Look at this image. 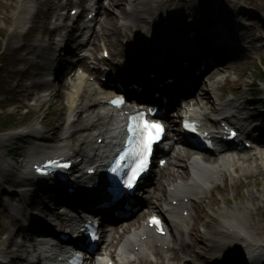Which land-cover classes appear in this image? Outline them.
<instances>
[{
  "label": "rangeland",
  "instance_id": "374dc122",
  "mask_svg": "<svg viewBox=\"0 0 264 264\" xmlns=\"http://www.w3.org/2000/svg\"><path fill=\"white\" fill-rule=\"evenodd\" d=\"M110 1L112 2V0H103L101 3L105 9L102 10L98 18V32L95 42L93 41L92 49L95 52L96 60L101 58L102 49L106 46L111 52L114 54L116 53L115 62L111 64L112 66L115 67L118 65V61L131 65L132 60L128 58L118 59L120 54L126 55V45L130 50H135V47H133L134 45L132 46L130 44L131 40L133 41L132 30H129L127 27L131 25V20L127 18L128 16L124 15L119 7L123 1L125 3V0H113L115 3L119 4L116 5V7L110 6L108 4ZM164 1L167 2L168 0ZM186 1H192L191 4L197 5L200 11L212 9L217 12L218 7L224 3L231 9L238 10V8L241 9L244 7L251 12V14L246 17L241 15L240 20L246 22L249 27L250 31L248 30L246 33L249 39L257 40L258 38V42L253 44V50L247 51L238 57L235 55L232 57L219 58L218 62L214 65L212 64L213 62L210 63L208 69L204 72V80L209 77V73L207 72L216 71V74L209 84L203 85V83H198L195 90L198 98L202 99L203 96H207L204 102H209V96L206 95L207 92L212 96L213 101H210L205 106V111L210 113V115L214 113L216 103H222L224 99H228L234 95L239 99V106L249 108L246 112L252 115L263 116L264 103L261 101L264 99V81H259L262 80L259 78V75L261 70L264 71V38H260L261 35L264 36V0H204L205 3H198L197 0ZM210 2H213V8L208 6ZM150 3L151 2L146 5L140 3L136 4L135 0H129L127 7L129 10L137 9L139 12L138 15L142 18L145 13H149L147 10L150 7L154 8L152 4L149 6ZM73 4V0H0V56L4 63H0V69L4 72L0 75V186L3 184V189L7 188L10 191L17 190L20 187L19 183H8L7 177L15 174L16 179L20 180V169H23L31 158L38 157V155L43 152L50 153V151L62 147L61 143H64L60 139V135L63 133L62 123H64L66 119L65 105L68 103L69 88L59 89L62 82L60 78H63L61 74L62 70L57 75L59 77L55 81L45 86L37 85V83L44 84L47 77L54 74V67L55 64H57L54 62V59L57 57V53L60 52L57 50L59 49V45L56 44V40L57 37L62 34L53 31V28L61 23L65 24V22L60 21L58 18L62 17L60 15L61 11L69 14ZM178 5L176 10L182 13V15L177 18L181 23H184L183 25H191V27H193L186 33V37L195 43V48L192 49L187 48V46H181L184 53L188 51V55L195 54L198 57L202 55V58L206 55L207 57L204 59L211 62V58L208 54L209 49L206 47L209 44L206 39H203V35L205 38L207 35H205V33L208 31H203L202 22L195 20V17L188 18V20L183 18L184 15L186 16L192 13L190 6L183 3H179ZM236 5L238 7H236ZM176 6L177 4L174 3V7ZM171 12V9L166 12V18L172 23L174 18L169 16ZM118 24L121 27H125L124 30L128 33V37L119 38L113 34L109 35L114 30L117 32ZM205 25H207V27L212 26V24ZM103 28L107 31L104 35L102 32ZM151 28L152 27L149 26V34ZM197 28L199 32L196 31ZM172 32L175 33L176 37L180 35V32L184 31L175 26ZM197 33L199 34V38L195 41V34ZM72 37H74V34ZM122 40L124 42L123 44L120 43ZM140 42L142 41H136L138 44ZM140 51H144V49L140 48ZM54 53L56 55L53 57ZM62 53L63 55L61 57L64 59L62 63L65 64V67L72 68V64H75V56L65 55L64 51ZM91 58H93L92 61L95 62V57L91 56ZM4 60L8 63L4 62ZM104 62L110 63V61ZM39 64L46 66L43 69H38ZM85 64L87 65V62H85ZM94 66V63L90 64L88 67L90 72H92L91 70ZM203 77L200 80H203ZM261 78L264 80V77ZM205 88H207L206 91ZM256 91H263V96L257 99L256 95H254ZM42 94H45V96H41ZM86 102L87 101H84L82 106H85ZM96 113L97 110L94 115ZM212 115L214 116V114ZM169 116L172 117V114ZM260 119L261 122L259 123L264 125V118ZM86 120L85 114L79 116L75 124L76 131H74L71 138L66 142L74 148H79V141H83L81 149L84 151L90 147V143H94L95 141V137H92L91 133L97 131L98 125L104 121L103 119L99 123L96 121V125H89V129L86 130V127H88ZM36 127L42 128L44 133H37L34 131ZM19 128H27V130L31 132L34 131L35 133L33 135L36 136L26 135L20 138H5L2 136L7 131H13ZM187 148L183 144L176 146V149L181 151L188 150ZM191 152L192 154L194 153V155L199 154L192 150ZM76 159L78 158L76 157ZM186 160L187 159L182 163L183 166H187L191 162L190 158L188 162H186ZM7 162L13 164V166H10ZM219 162V160H216L215 163ZM251 163L253 162H248V164ZM178 167H175V165H168L164 169V172L176 170ZM238 175L239 173L236 172V176ZM171 185L170 183L166 187V190L170 191ZM214 185H217V187L209 193L205 203H201L199 200L196 202V211L194 213L196 215L193 214L194 216L191 222L193 225L195 222L197 223V227L202 235L206 237L214 235L215 238L213 240L217 242L219 240H225L222 236L221 229L225 230L224 227L227 221H234L232 216L236 214L238 210L243 211L244 206H250L255 209V205L262 203V199L264 198V177H257L255 175L243 176L240 178L229 177L226 181L219 180L218 183H214L213 186ZM40 193L41 192H38V194ZM9 194L2 192L0 188V251L10 245L7 252L8 254H4L10 258L15 255L13 251L16 250L17 244L25 243L26 246L20 251L22 258L17 260L16 264H26L27 261L24 262V258H29L26 247L34 241L31 232L24 229L23 231H19L11 242H7L6 240L9 233L13 231L16 232L22 224H28L24 215L18 211L15 205L18 204L20 197L16 195L10 196ZM164 194L162 189L158 190L159 198H162ZM54 195V193L44 195L43 197L36 195V197L42 198L37 207L41 209L40 205L42 202L47 201L48 207L57 210V206L54 202L58 198L54 197ZM34 197L35 195L29 196L28 202L32 204ZM252 198L257 199L256 203L251 202ZM10 215L17 216V222L14 221V223L11 224L12 218ZM195 216L197 217L194 219ZM252 216L254 215H251V212L246 214L248 221L252 222V220L255 219ZM144 218H146V216L144 212H142L139 216L131 220V224L134 222L140 224ZM122 229L123 227H121L119 231ZM175 231L179 236L183 233L177 229H175ZM184 231L186 232L184 237L192 244L202 239L200 236L201 233L198 232L194 239L196 242H194L191 232H189V230L187 232L185 229ZM171 241V243H173V248L171 249L168 246L169 249L166 250L168 251L167 255L174 256L170 264H186V261H190L191 264H208L204 261H200L188 248L185 249L184 253L181 252L175 237ZM209 242L212 243L211 241ZM235 251L238 252V249H235ZM197 252L207 257L209 256L211 259L221 254L217 251L211 254L210 252L201 250V248H197ZM5 258L8 260L7 257ZM155 259L158 260L159 258L155 257ZM169 261V259H166V262ZM212 264H219V262L216 261ZM231 264H240V261L239 263H233L232 261Z\"/></svg>",
  "mask_w": 264,
  "mask_h": 264
},
{
  "label": "bare ground",
  "instance_id": "6f19581e",
  "mask_svg": "<svg viewBox=\"0 0 264 264\" xmlns=\"http://www.w3.org/2000/svg\"><path fill=\"white\" fill-rule=\"evenodd\" d=\"M129 0H125V3L123 1V3L121 4L120 10L124 13V15L128 16L127 18H130L131 20V25H128L127 27L129 28V30H132L133 36L131 40V45H137L136 43L137 40H141L142 44L138 47H148V49L146 50V52L144 53H140V52H134V53H128L126 52V55L129 57V59H134V66L137 69H144V68H149L150 65L147 62L144 61L146 59H155V55L159 57V59H161L160 61H158L155 64V69H157V71H159V79H162L165 76L168 75H175L176 77H179L181 79V81L179 82L180 84H187L186 79L188 78L189 72L191 70V68L193 67V65H196L199 61L198 57L193 58V61L191 63V65H184L181 61H180V54H178L177 52L174 51H166V50H172V42L175 41V33L172 32V30L175 28V26L179 29H184V34L183 36L179 37L177 40L179 42L182 43V45L184 46H194V42L192 40H190L186 36V33L189 31V29L193 28L191 27V25L185 26L182 23H180V21L177 20V17H179L180 15H182V13L178 12L176 10V8L179 6V3H183L185 5L190 6V8L192 9V13L187 14L186 16L184 15V19L188 18H192L195 17V20L200 21L202 23L205 24H215L216 21L221 22L224 24V26H235L237 27L238 25L236 24V22L234 21V17L235 18H239L241 15H243L244 17L249 16L251 14L250 11H248L245 8H241L238 10L237 9H231L230 7L226 6L224 3L223 4H219L220 6L218 7V11H214L212 9L209 10H205V11H200V8L197 5H192V1H186V0H168L167 2H165L164 0H135V3L138 4H148L149 2H151L149 4V6H151V4L153 5L154 8L150 7L147 12L149 13H145L142 18L138 15V10H129V8L127 7V3ZM198 3L199 2H204V0H197ZM153 2V3H152ZM156 3V5H155ZM174 3L177 4L176 7H174ZM110 6L116 7V5H119L117 3H115V1L112 0V2L110 1L108 3ZM208 6L213 8V2H210V5L208 4ZM207 6V7H208ZM236 7H238L236 5ZM159 8V9H158ZM173 8V9H172ZM105 9V7H104ZM169 9L172 10V12L169 14V16L171 18H174V20H172L173 22H169V19L166 18V12L169 11ZM217 14H216V13ZM122 13V14H123ZM126 13V14H125ZM149 26H151V32L150 34L149 32ZM207 27H204L203 29H206ZM243 30L242 32H244L245 30L248 29L247 25H243ZM125 27H121L119 26V24L117 25V32L114 30L111 34L109 35H114L117 36L119 38L121 37H128V33L125 32ZM219 33H222L220 31L219 28H217V30H215ZM103 35L105 33H107V31L103 28ZM108 35V36H109ZM195 41L196 39L199 38L198 34H195ZM219 36V35H218ZM216 38V36H214ZM218 43L221 46V48L225 51L226 48V44L221 42L222 40L218 39ZM121 44H123V40L120 42ZM215 43V42H214ZM174 45V43H173ZM205 45V44H204ZM203 45V46H204ZM202 46V47H203ZM195 48V47H192ZM231 48V47H229ZM229 48L227 50H229ZM165 49V50H164ZM209 49V48H208ZM105 50V48L103 49V51ZM171 52V53H170ZM215 50H208V54L211 58V62L212 64H215L218 62L219 57H215ZM131 54V55H130ZM137 61V62H136ZM146 63V64H144ZM48 64V63H47ZM46 65L42 66L41 64L38 65V69H43ZM63 66L62 64V60L58 61L57 64H55L54 67V73L57 74L60 71V68ZM159 68V69H158ZM149 69H154L153 67L149 68ZM147 72H140V73H134V75L130 76L129 75L125 78L127 80L131 79V78H137V79H141L144 81H150L149 77L147 76ZM109 76V75H108ZM201 77V76H200ZM86 76H77L76 74L73 75L72 80L75 81V85H74V93H72L71 97L68 100V105H67V109L70 111H74L77 107H78V100L79 97L81 96L80 92H84L85 94L81 97H95L99 91L96 89V87L92 86V84L88 81H86ZM198 77L195 78H191V81L189 82V86L192 85V87L196 84ZM151 81H154L151 79ZM157 81V80H156ZM37 85H43L45 86L46 84L44 83H37ZM187 85H184V87H186ZM108 87V86H107ZM109 89H111L110 87H108ZM168 90H170V92L172 94H174V88L173 87H169ZM166 90V91H168ZM72 92V91H70ZM133 95H139V93L137 91H132ZM209 96V102L213 101L212 96H210V94L206 93ZM202 99H206V97H202ZM174 100V98H173ZM189 100L188 103L190 105V98L187 99ZM201 99H199L198 97H196L194 99V101H196L197 103L200 102ZM202 101V100H201ZM99 103L97 102L96 105H98ZM87 108L82 110V112L86 111L90 106V103H87ZM95 105V104H94ZM233 107V111H239L241 114H244V110L245 108H242L241 106H239V104L236 102L234 103ZM216 113L218 116H224L225 117H229V112H227V105L226 104H216ZM201 112L203 114H205L203 112V110L201 109ZM78 115V112L74 113L72 115V117H75ZM206 115V114H205ZM169 116V115H168ZM261 116V115H259ZM264 117V116H263ZM170 119V117H169ZM226 120V119H223ZM87 122L91 121V118L86 120ZM213 121H215V119H213ZM27 131L26 130H17V131H13V132H8L5 133L4 137L5 138H15V137H22L27 135ZM35 136V135H34ZM110 137V135H109ZM107 141H116V139H109ZM62 147H58L56 149L55 153L58 152H62V151H70L72 152V150L66 148L65 145H62ZM261 146V145H260ZM231 147L229 148V151H231ZM100 150V146H96V145H92L89 149V151H87V155H85V158H88L89 155L92 154H96L98 151ZM55 150H52L50 152H53ZM78 150H73V153ZM49 152H43L41 154L38 155V157H34L31 158V160L34 159H41L42 157L48 156L46 155ZM259 154V151H256V155ZM262 158V163H259L258 157ZM192 156V152L187 150L186 151V155L178 152L177 156L173 155V156H169V161L171 166L178 167L179 166V162H183L182 159H185L186 157H191ZM185 157V158H184ZM208 159L206 157H204L201 160H196L194 163V170L191 171V168L188 166H183L179 169H174L173 171H168V172H164L163 173V178H161V181L159 183V189L163 188V191L165 192V199L166 201L168 200L169 203H171L172 199H180L182 200L181 196L183 194H185V198L186 197H193V199L195 200L196 198L199 199V201L201 203H205L207 197L209 196V194H203V190H207V184L205 183L204 180V176L202 174L203 171H205L206 169H204L205 167V162ZM251 160H255L257 163L255 164V166L251 163L248 164L249 161ZM10 166H13V164L7 162ZM182 165V164H181ZM234 171L237 172L239 171V173L244 176H257V177H264V151L263 153L261 152L256 158L253 157L252 154H245V155H240L239 153L236 154H228L225 159L223 160V162L221 163V165L219 166H214L212 169H208V171H206L207 175L208 173H221L223 176V180L227 179V176L229 174L230 171ZM208 176V175H207ZM19 180L16 179L15 174L9 175L7 177V182L8 183H12V184H17ZM169 183H173L172 186H177L178 187V192H167L166 187ZM1 191L4 193L9 194L10 196H14V192L10 191L9 189L5 188L3 189V184L0 186ZM18 195V194H17ZM196 197V198H195ZM27 201V197L26 196H22L20 199V203L18 204H24ZM257 199L256 198H252L251 202L256 203ZM173 203V201H172ZM185 208L183 209V212L185 209L191 208L190 205L185 204ZM256 208L253 209L250 206H244L243 207V211L238 210V212L236 214H234L232 216L233 218V223L232 221L230 222H226L225 227L228 229L229 226L231 225H236L238 227L237 231L235 233L229 234V230L225 231L221 229V233L222 236L225 238V240H219L216 242V240H213L215 237L214 235H211L210 237H206L204 235H202L201 231L199 230V228L197 227V223L195 222L194 225L191 226V234H192V239L194 242H196L194 239L196 237V235L198 234V232L201 233V237L202 239L199 240V242L197 243H190L185 237L184 234H182L181 236H179L178 234L174 233V237L176 242L179 245V250L181 252L184 253L185 249H190L192 253H194L196 255V257L200 260V261H204L205 263L208 264H212L215 263L216 261L219 262V264H231V262L233 261V263H239L240 264H264V198L262 199V203L259 205H255ZM180 208H176L175 211H173L174 215L176 216V218L179 220V222H188V218L184 217L183 215H180ZM196 211V210H195ZM251 215H254L252 217H254L255 219L252 220V222L248 221L246 214L250 213ZM150 213V212H149ZM10 217L12 218L11 220V224L14 223V221L17 222L16 218L17 216H12L10 215ZM197 216L194 217V219ZM136 223V222H135ZM224 227V229H226ZM125 230L128 229V226H125L124 228ZM139 229V228H138ZM138 229H135V232L131 235V237H129L127 239V237L122 241V246L121 248L124 249L125 252V257L126 255H128V259H121L122 264H124L126 261L130 260L128 263L132 262L133 259L139 261L140 264H152L151 262L148 261L147 257L149 255H155L157 256L159 259L156 260V264H170L169 262L174 258V256H167V251H164V249L162 248H157L153 245L154 240L149 239L148 241L142 242L141 244L139 243H135L132 244L133 241L137 238H139L140 235H138ZM174 229V228H173ZM19 231H23V228L20 227L16 232L13 231L11 233H9L7 235V242H11L12 239L19 233ZM232 235V236H230ZM159 241V240H155ZM209 241H211L212 243H210ZM171 242V241H169ZM166 244V242L162 243V245ZM140 245L142 246V250H140L137 254V256H134V249H136V246ZM26 246L25 243H19L17 244V248L16 250H14V256L11 257V260L9 262V264H16L17 260L21 259V253L20 251ZM47 244H39L36 241L35 242H31L30 245L28 247H26V251L30 254L33 255V258L31 259H25V261H28V264H41V259L42 257H44V255H50V251L46 250L47 248ZM9 246L5 247V251H1L0 252V258L3 257V254H8V249ZM197 248H201V250L203 251H207L210 252L211 254L215 251L220 252V255L214 256V259L209 258V256L207 257L206 255L202 254V253H198L197 252ZM45 249V251H43ZM234 249V250H233ZM235 249H238V252L235 251ZM233 250V252H232ZM11 252V251H10ZM148 253V254H147ZM224 254V256H223ZM133 255V256H132ZM166 259H169V262H166ZM44 264H52L51 260L47 261ZM119 262V264L121 263ZM186 264H191L190 261H186Z\"/></svg>",
  "mask_w": 264,
  "mask_h": 264
},
{
  "label": "snow or ice",
  "instance_id": "6c2138e0",
  "mask_svg": "<svg viewBox=\"0 0 264 264\" xmlns=\"http://www.w3.org/2000/svg\"><path fill=\"white\" fill-rule=\"evenodd\" d=\"M163 131L162 125L159 123H148L143 122L142 125H130L129 132L133 133L136 137V142L134 147H132L129 151L137 160V166L133 169V174L126 181V186L131 188L133 185L131 183L132 180L135 179L136 175L143 171L147 166V157L151 150V145L155 139L159 137L161 132ZM124 156H121V161L124 159ZM119 164V161L117 162ZM67 165H64L66 167ZM37 171H43L42 169L38 168ZM113 171L115 172L116 169L114 168ZM154 223H159L158 220L153 218Z\"/></svg>",
  "mask_w": 264,
  "mask_h": 264
},
{
  "label": "trees",
  "instance_id": "16d2710c",
  "mask_svg": "<svg viewBox=\"0 0 264 264\" xmlns=\"http://www.w3.org/2000/svg\"><path fill=\"white\" fill-rule=\"evenodd\" d=\"M261 72H262V75H264V71H263V70H261Z\"/></svg>",
  "mask_w": 264,
  "mask_h": 264
}]
</instances>
